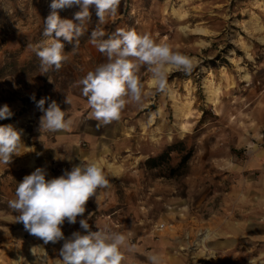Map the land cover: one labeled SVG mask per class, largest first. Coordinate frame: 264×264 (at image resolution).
<instances>
[{
	"label": "rangeland",
	"instance_id": "374dc122",
	"mask_svg": "<svg viewBox=\"0 0 264 264\" xmlns=\"http://www.w3.org/2000/svg\"><path fill=\"white\" fill-rule=\"evenodd\" d=\"M51 2L0 0V107L7 104L13 113L0 125L12 124L21 139L37 101L62 99L107 62L90 42L98 23L91 6L79 48L73 51L61 38L67 61L42 72L27 45L46 39L43 20ZM77 11V5L58 10L62 19ZM101 27L108 34L117 28L147 33L187 55L193 67L189 74L170 71L166 93H156L152 74L140 67L143 101L128 103L106 127H122L140 152L133 154L135 172L131 164L127 171L118 166L122 175L103 190L106 198L99 205L89 199L84 218L90 216L91 230L128 237L133 247L125 250L124 264H150L152 254L161 264H264V0H121ZM188 153L186 168L171 177ZM162 154L168 158L161 167H145ZM17 161L0 164V264H57L63 241L45 245L8 207L24 176L44 167ZM47 171L46 179L61 175L55 167ZM78 221H65V237L83 231Z\"/></svg>",
	"mask_w": 264,
	"mask_h": 264
},
{
	"label": "clouds",
	"instance_id": "9594fccd",
	"mask_svg": "<svg viewBox=\"0 0 264 264\" xmlns=\"http://www.w3.org/2000/svg\"><path fill=\"white\" fill-rule=\"evenodd\" d=\"M74 5L79 6L80 11L73 19H62L58 10ZM120 5L121 0H52L50 14L43 20L46 39L36 46L27 45L39 58L42 72L59 70L68 59L61 38L73 45V51L78 49L80 37L91 21L90 7L95 6L98 23L90 33V42L107 57V62L89 71L77 85L87 98L90 118L103 125L118 121L128 103L143 101L144 84L137 74L142 65L152 74L156 93L169 91L170 71L189 74L193 67L187 55L173 50L168 43H158L147 33L124 28L106 33L101 25L106 16L117 14ZM49 82H52L50 78ZM31 98L35 100L34 94ZM49 99L45 97L36 102L43 113L41 132L69 129L72 120L66 119V112L55 100L45 108ZM65 103L70 101L66 98ZM12 115L7 104L0 107V120ZM22 146L20 130L12 124L0 125V164L8 165L14 155H19ZM65 159L71 161L72 157ZM47 176L46 168L38 167L18 183L15 199L8 201V207L17 213L15 222L22 223L26 232L45 245L63 241L57 264H124L125 250L131 251L133 247L128 237L108 228L97 227V231H92L90 216L84 218L89 199L95 197L99 205V191L110 187L103 169L95 162L81 161L70 170L64 169L58 177L46 179ZM65 221L69 224L78 221L83 231H74L65 237L62 231ZM148 260L150 264H161L156 254L149 255Z\"/></svg>",
	"mask_w": 264,
	"mask_h": 264
},
{
	"label": "crops",
	"instance_id": "0c3cea01",
	"mask_svg": "<svg viewBox=\"0 0 264 264\" xmlns=\"http://www.w3.org/2000/svg\"><path fill=\"white\" fill-rule=\"evenodd\" d=\"M66 98L70 103H65ZM56 102L66 112V119L72 120L71 127L57 132H41L40 117L43 113L37 110L27 117L22 125L25 135L21 140L24 146L13 160L27 165L34 160L35 165L48 166L47 170L55 167L61 174L64 169L70 170L73 164H79L81 161L95 162L103 169L109 183L122 175V172L115 170L118 166H124L127 171L131 164V172H135L132 166L137 164V158L133 154L138 155L140 152L133 148L122 127L108 130L107 125L99 124L90 118L91 109L87 105V98L82 95L80 86L73 84L65 96ZM47 106L48 104L45 108ZM27 148L30 149L29 152L26 151ZM69 157H72L71 161L65 159ZM112 165L114 168H110ZM105 198V192L100 190L99 199ZM90 199L95 200V197Z\"/></svg>",
	"mask_w": 264,
	"mask_h": 264
},
{
	"label": "trees",
	"instance_id": "16d2710c",
	"mask_svg": "<svg viewBox=\"0 0 264 264\" xmlns=\"http://www.w3.org/2000/svg\"><path fill=\"white\" fill-rule=\"evenodd\" d=\"M169 151H174V147H171L169 149ZM190 157H191V153H188L185 156H183V158L181 159V162L179 163L177 168H173V169L170 170L171 177L177 175L181 170L186 168ZM167 158H168L167 154H162V155H160L158 157L149 158L145 162V167L148 168V169H156L158 167H161L165 163Z\"/></svg>",
	"mask_w": 264,
	"mask_h": 264
}]
</instances>
